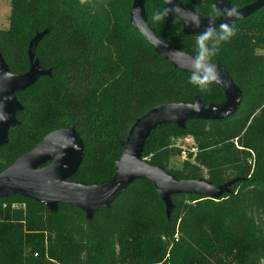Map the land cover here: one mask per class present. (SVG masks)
<instances>
[{"label":"trees","instance_id":"16d2710c","mask_svg":"<svg viewBox=\"0 0 264 264\" xmlns=\"http://www.w3.org/2000/svg\"><path fill=\"white\" fill-rule=\"evenodd\" d=\"M176 1L203 17L223 14L216 0ZM223 1L235 11L255 0ZM9 2L0 29L8 70H29L28 45L44 31L34 53L49 73L16 91L22 108L0 148V171L50 131L72 128L84 153L67 181L101 184L135 118L164 102L226 100L221 87L174 67L131 25L132 0ZM142 13L170 45L224 67L242 99L226 118L155 125L141 155L176 180L232 181L229 191L217 199L173 194L167 212L154 185L138 178L90 219L68 204L51 209L10 193L0 197V264H264V5L201 34H184L162 0H142ZM187 135L196 151L169 167L173 144Z\"/></svg>","mask_w":264,"mask_h":264},{"label":"water","instance_id":"95a60500","mask_svg":"<svg viewBox=\"0 0 264 264\" xmlns=\"http://www.w3.org/2000/svg\"><path fill=\"white\" fill-rule=\"evenodd\" d=\"M162 1L178 17L184 34H201L234 23L264 5V0H256L233 11L228 2L216 0V6L223 10V14L203 17L183 8L176 0ZM129 21L174 67L221 87L226 95L225 102L202 104L196 99L192 103L164 102L150 108L135 118L125 139L121 141V154L115 162L113 175L101 184L90 186L67 181L79 167L84 153L78 133L72 128L52 130L0 171V197L19 193L26 198L39 200L51 209H56L59 203L68 204L82 210L86 219H90L94 212L109 207L138 178H146L154 185L167 212L171 209L173 194L193 193L217 199L229 191L226 187L232 181L214 186L205 179L176 180L161 167L143 158L141 150L152 127L161 122L172 121L183 126L187 120H215L231 116L241 103L242 91L224 67L197 60L156 35L145 22L142 0H132ZM44 33H37L28 45L30 68L25 73H11L0 55V148L7 143L10 129L18 124L16 114L22 106L16 91L31 86L40 75L49 73V70L40 68L34 53ZM48 159L50 162L44 165Z\"/></svg>","mask_w":264,"mask_h":264},{"label":"rangeland","instance_id":"374dc122","mask_svg":"<svg viewBox=\"0 0 264 264\" xmlns=\"http://www.w3.org/2000/svg\"><path fill=\"white\" fill-rule=\"evenodd\" d=\"M9 12V0H0V29L7 27ZM196 148V144L190 135L184 136V138L176 139L175 143L173 144V150H171L169 155V167H179L182 160L185 159L189 153H194ZM228 188L229 187H226V190Z\"/></svg>","mask_w":264,"mask_h":264},{"label":"built area","instance_id":"2783aa9c","mask_svg":"<svg viewBox=\"0 0 264 264\" xmlns=\"http://www.w3.org/2000/svg\"><path fill=\"white\" fill-rule=\"evenodd\" d=\"M12 207H23V205L22 204H19V205L18 204H13Z\"/></svg>","mask_w":264,"mask_h":264}]
</instances>
